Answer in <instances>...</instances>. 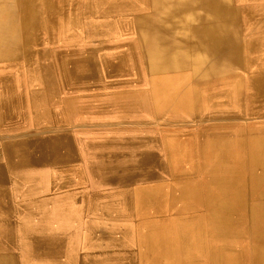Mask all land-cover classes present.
I'll return each instance as SVG.
<instances>
[{"label":"bare ground","instance_id":"bare-ground-1","mask_svg":"<svg viewBox=\"0 0 264 264\" xmlns=\"http://www.w3.org/2000/svg\"><path fill=\"white\" fill-rule=\"evenodd\" d=\"M137 1L139 4L130 0H0V264H34L35 259L38 264H46L45 253L63 247V240L51 244L49 234L52 229L59 228L62 233L72 226L67 221L66 226L65 221L54 224L53 220V223L46 220L51 203L65 206L58 216L71 215L67 207L74 202L87 206L91 212L100 204L101 216H116L127 209L134 214L137 207L134 209L133 205H148L159 189L130 185L161 186L160 178L169 169L166 160L173 165L190 152L196 154L198 161L211 162L208 170L211 179L204 187L173 183L184 187L179 198L190 197L183 201L190 207L197 204L207 207L204 221L210 225V237L228 239L234 231H245L254 250L249 264H264V56L253 58L264 47V42L256 37L259 30L264 31V24H258L256 19L254 22L250 9L235 5L233 0ZM98 6H103L107 13L121 9L116 25L131 30L124 51L114 59V64L105 58L110 46L106 41L108 34L101 31L106 25L103 20L91 19ZM251 22L253 25L247 26ZM80 27L84 31L83 43L94 44L95 48L82 49L75 44L78 38L75 30ZM93 27L97 33L92 35ZM122 32L126 36V31ZM100 55L104 56L100 64H94ZM103 70L116 75L111 87L133 89L120 92L122 99L128 93L140 96L141 91L135 89L148 87L147 102H122V109H118L123 110L124 122L132 120V124L141 128L143 143L140 140L120 145L112 140L113 143L102 141L105 143L102 144L100 140L96 144L88 142L90 136L81 140L78 132L58 125L61 121L56 119L52 105L59 102L61 110L68 107L78 110L79 102L64 96L87 88L93 79L95 83L105 80ZM24 75L29 77L27 84L20 82ZM122 75L138 80L121 81ZM40 98L53 110L43 113L50 126L14 134L11 128L25 115L24 106ZM145 105L151 108L155 105L159 112L146 118L138 112ZM68 118L72 121L69 127L77 130L80 126L77 118ZM146 122L181 128L197 125L192 129L193 145L188 147L179 142L182 146L179 147V132L173 135L161 131L157 139L151 138L150 130L142 128ZM50 133L51 136L40 137ZM90 152L96 154V162L87 175L107 196H102L100 190L86 189V192L80 187L78 194L64 191L49 198L43 195L46 182L42 171L56 175L52 182L64 179L63 175L69 172L73 176L68 173V186L85 185L79 167L65 166L63 161L66 158L75 162L71 155ZM192 158L190 155L189 167L194 168ZM77 171L78 175L73 173ZM24 184H31V189L17 196V189L15 192L11 187ZM76 213L81 215L80 211ZM202 224L203 221H192L187 228L177 227L171 236L170 232L163 234L155 227L144 228L141 232L146 256L150 258V254L161 251V261L165 251L177 250L183 242L195 248L201 242ZM218 248L220 252L212 258V264H223L224 247ZM34 251L42 253V257L32 256ZM102 256L105 262L101 264L137 262L133 251L126 256L107 252ZM145 261L151 259L144 257Z\"/></svg>","mask_w":264,"mask_h":264},{"label":"rangeland","instance_id":"rangeland-1","mask_svg":"<svg viewBox=\"0 0 264 264\" xmlns=\"http://www.w3.org/2000/svg\"><path fill=\"white\" fill-rule=\"evenodd\" d=\"M130 2H132L134 4H139V1H137V0H130ZM233 3L237 6H239V4L245 5L248 9H250V11H248V12H249V15L254 18V22L257 20L258 24H264V10H263L264 0H249V1L248 0H237V1L233 0ZM103 4L106 5L107 1L103 2ZM100 8H101V10H100ZM97 10H98L97 13H94L92 15L91 19L94 21L103 20L104 25H106L105 29H104L105 31L104 30L101 31L102 33L108 34V39L106 38L107 39L106 41L109 42L108 46H110V48L108 49L109 55L106 54L105 58H107L108 61L110 60V62L114 64V59H116V57H118L119 54H121L124 51V47L129 41V37L127 34L131 30L127 26L116 25L120 21V15L122 13L121 9L119 10L120 12L115 11L113 13H107L106 9L103 6H98ZM258 10H259V12H258ZM255 13H257L258 15ZM113 23H115V24H113ZM249 24H252V22L248 23L247 26ZM96 30L97 29L94 27H93V29H91L92 35L97 33ZM122 30L126 31V36L123 34ZM83 33H84V31H83V28H81V27L75 30V36L78 37L75 39V41H76L75 44H79L80 45L79 48H82V49L95 48L96 46L94 44H87V42L83 43V40H82V37L84 36ZM256 37L264 42V31L259 30L256 33ZM103 42H105V41H103ZM56 45H60V43H57ZM263 52H264V47L256 55H253V58L256 59L259 56H264ZM103 57L104 56H101V55H100V57L97 56V58H95V60L93 61L94 64L96 62V64L99 65L100 61ZM110 58H112V59H110ZM102 75L104 76V78H106L105 80L103 79V81H99V83H95V79H93V80H91L92 83L87 88H83L80 91H78L77 93L69 92L68 94H66L64 96V98H67V99L77 100L79 102L78 110L72 109L70 107H68L67 110L65 108H63V110H61L59 102L58 103L56 102L52 105V109L54 110L53 111L50 108V106L46 104V101L43 102L44 99H42V98H40L39 101H35V100L29 101L27 103V105L24 106L25 108L23 111H24L25 115L22 117V119H20V121L18 120L17 122L13 123V125H15V127H16V128L15 127L11 128V129L14 128V131H13L14 134L21 135L24 133H28L30 131H34L36 129V127L37 128H43V129L46 127H49L50 125L48 124V120L43 118L44 117L43 113H45L47 110H49V111L56 112V114H57L56 119L58 118V120L61 121V123H59L58 125L69 128V130L72 129L74 132H78V135L80 136L79 138L81 140H84L83 136H90L91 138L88 139V142H92V143H96V142L98 143L100 140H101L100 141L101 143H102V141L106 142V141L117 140L120 143V145H124L130 141H140V140L143 143V140H142L143 136L140 137L141 134L143 133L140 131L141 128L137 127L138 125L132 124V122H131L132 120H127L124 122V120L121 119V117H123V114H122L123 110L121 111L118 109H120V108L122 109V102H125V104H128L131 101L136 104V102H138L139 100L141 102H147L146 91H147L148 87L143 85L140 88L135 89V90L141 91L140 93L142 95H140V96L137 95L139 98L137 96L136 97L133 96L131 93H128L127 97H125L124 98L125 100H124L119 96L121 95L122 92L126 91L127 89L117 88L118 89L117 90L116 88L111 87V83L116 78L115 77L116 75L112 76L110 73L106 72L105 70H103ZM126 77L122 75V76H120V80L124 81V80H127L128 78L130 81H132V80L137 81L138 80L137 77H135V78H133V77L130 78V76L129 77L126 76ZM27 78H29V77H26L25 75L21 76L20 82L23 84H27L28 83ZM33 84L36 85L35 83H33ZM133 84L135 86H137L136 82H133ZM101 87H102V89H101ZM137 87H139V86H137ZM103 89H105V90H103ZM128 89H129V90H127L128 92L130 90H133L130 87ZM117 91H119V92H117ZM144 91H145V93H144ZM110 94H111V96H110ZM89 98H90V100H89ZM134 98H136V99H134ZM144 98H145V100H144ZM151 98H152L151 101L153 102L154 101L153 96H151ZM104 99H106V100H104ZM95 101H97V102H95ZM118 104L121 106H119ZM102 105H105V106H102ZM114 107L118 111L114 110ZM95 108H97V109H95ZM149 108H151V107H148V105L146 107V105H145V108L140 109L138 112L142 116L149 118V119L152 118V116L154 117V115L157 112H159L157 110V107H155V105H153L151 108L150 114H148ZM105 109L107 110V112ZM131 112H132V110H130L128 112L129 117H131ZM139 113H135V114L138 115ZM65 115H66V117H65ZM72 116H75L77 118L76 122L79 123V125H80V126H78L77 130L72 128V127H69L70 125H72L70 123L72 121L68 117L72 118ZM116 118H117V121H116ZM94 121H96V122H94ZM249 121H251V120H249ZM96 124H98V125H96ZM128 124H131V125H128ZM189 126H191V127L187 126V127L181 128L180 126H177V125L167 126L162 122H159V123H156V122H149L148 123V122H146L145 125H142V128L144 130L147 129V131L150 130V132H151L150 136H151V138H153L152 136H154V139H157L160 136L161 131H163V132L168 131L169 132L168 134H173V135H176L175 133L179 132L180 133L179 136L181 138L179 137L180 140H177V145L179 147H182L181 144L179 143V142H182V143H185L189 147L191 144L193 145L192 129L194 128V126H197V125L190 124ZM115 127H116V129H115ZM155 127H157V128L155 129ZM65 133L67 134V132H65ZM125 133H126V136H124ZM184 133H185V135H184ZM53 135H55V134L53 133ZM48 136H51V133L46 134V135H42L40 137L46 138ZM106 137H108V138H106ZM188 139H190V140H188ZM144 140H146V138ZM112 143H113V141H112ZM102 144H105V143H102ZM190 155H192L194 158L193 163H192L193 165L195 164L194 168L189 167V163L191 162L190 161ZM71 157H74V158H76V160H79V161L75 160V162H74L73 161L74 159L71 161H67V159L65 158V160L63 161V165L71 166V164L72 165L74 164V165L78 166L81 174L84 175L83 177L87 183L85 185L78 186V187L77 186L76 187H70V186H68V183H67V179H68L67 176H68L69 172L63 175L65 177L64 179L61 180L62 177H60L59 180H57V181L55 180L54 182H52V179L55 178L56 175L54 173H51L50 171H42L43 177L45 178V182H46V185H45L46 188L43 189V190H45V192H44L45 194H43V195H46L47 198H49V197H52L54 195H57L58 193H61V192L67 191V190H69V191L70 190L71 191L79 190V187H80V190L86 191V192H87L86 189H88V191H91L93 189L95 191L100 190V191H102L101 192L102 196H107V195H105L106 191L102 190L103 188L101 187L102 188L101 189L99 185L93 184V182H91V179L87 175L88 169L92 168L94 163L96 162V154L90 152L89 154L71 155ZM83 158H85V159H83ZM88 162H89V164H88ZM166 162H167L169 169L167 172H164V174L165 173H167V174L164 175V177H161V178L159 177L163 185L161 184V186H159V187L150 186V184L130 185L131 188H138V189H141V188L144 189L146 186H148L149 188H156V189L158 188L159 189V190H157L156 196L150 197V199H149L150 201H149L148 205L146 204L147 205L146 206V205L141 204L140 207H138L136 204V205H133L134 209H136L135 207H137V209L135 210L136 213L129 214L128 213L129 209H127L124 212L120 211V213L118 215H116L118 218L125 219V223H126L125 226L127 227L128 231L132 232L131 235H132L133 239L131 241L132 242V250L131 251H133L134 257H136V260H137V262L135 261L136 264H212V263H210V261L212 260V258L215 257L216 253L220 252L219 251L220 249L218 248L220 246L224 247V248H222L223 252L221 253L222 258H223V264H249V259H250L251 254L254 250L252 251L253 242L247 237L246 232L243 231L242 229H239L237 231H234V233L230 234L228 239L223 238L222 240L217 239L214 235H213V237L212 236L210 237V234H209L210 233L209 232V226L210 225H208V223H206V221H204L205 220L204 216H206V212L208 210L207 207H200L201 205H198V204L195 207H190L188 205V203L183 202L184 200H189L190 197L189 198L185 197V198H181V199L179 198V194H181L179 192L184 187L181 188L179 186L173 185V183L176 184V183L185 182V183H189V186H194V185L196 187L206 186V184L211 179V177H210L211 175L209 174V171H208L210 169L211 162H208V160H207V162L204 163V159L201 161H198L196 159V154L191 153V152L188 154L187 157H183L182 160L174 161L173 165L170 164L167 160H166ZM207 165L209 168L206 167ZM47 169L51 170V167H47ZM78 172L79 171H77L76 173L75 172H73V173L78 175ZM69 174L71 177L73 176L72 173H69ZM160 174H162V173H159L158 175L160 176ZM151 180L152 179H150L149 182ZM137 183H139V182H136L134 184H137ZM185 183H183V184H185ZM180 185H182V184H180ZM31 186H32L31 184H27V185L24 184L23 186H20V187H11V188H13L15 190V192L17 189V192H18L16 194L17 196H20V195L22 196L26 192H29V189H31ZM128 186L129 185L126 184L127 189H129ZM49 187H50V189H49ZM139 187H141V188H139ZM26 188H27V190H26ZM149 188H146V189H149ZM20 190H21L22 194H20ZM36 190L37 189H35L33 191H36ZM37 191H42V189H39ZM110 197H111V195H110ZM178 198L180 199V201H178L179 200ZM104 201H107V200L104 199ZM161 201L163 203H161ZM165 205L166 206L168 205V206L166 207ZM134 209H133V211H134ZM197 220L203 221V224L201 225L202 229L200 230V237H199L201 242L198 243V245L195 248H193V249L189 248L187 246V244L185 242H183L182 246L179 245V248L177 250L165 251V254H164L165 257H163L161 261L159 260V256L161 255L160 254L161 251L158 253H155V254H150L149 255L150 258H148L146 256V254L144 252L145 248H144V243H143V237L144 236H143V233L141 232L142 230H144V228L155 227L159 231L163 232V234L170 232V236H171V233L177 227L187 228L190 226L192 221H197ZM172 244H174V243H172ZM225 245H226V247H225ZM176 247H178V245ZM144 257H146L147 260L151 259V262H146V261H145L146 263L143 262ZM224 259H225V261H224Z\"/></svg>","mask_w":264,"mask_h":264},{"label":"crops","instance_id":"crops-1","mask_svg":"<svg viewBox=\"0 0 264 264\" xmlns=\"http://www.w3.org/2000/svg\"><path fill=\"white\" fill-rule=\"evenodd\" d=\"M67 192L78 194V190H67ZM97 192H99V190H97ZM75 204V202L72 203V207L66 206L68 209L70 208V211H72V214L67 216H58L62 209H64L63 207H65L62 203L61 205L53 203L48 205V207L50 208L49 214L46 216V220L48 219L51 223L54 222V224H59L62 223V221H67L70 226H72V228L71 230L67 231L68 224L66 222L67 227L64 232L61 233L62 230H58L59 228H56V231L54 229L51 230L49 234L51 244H56L58 240H63V247L61 245V249H54L49 253H45V256L47 257L44 258L43 262H45L46 264H101L102 261L105 262L102 254L104 255L106 252L109 254L115 253L119 256H126L128 253H131V241L133 237L131 235L132 232L128 231L127 227L124 224L125 219L117 218V216L115 215L109 216V214L101 216L102 214L99 210L101 208L100 204L96 205L92 212L87 209V206L85 207V205ZM75 207H77V209H75ZM79 211L81 215L77 216L78 213L76 212ZM68 218L70 219L68 220ZM80 220L82 223L80 222ZM17 254L19 255V253ZM41 254L42 253L34 251L32 256H41ZM34 264H38V261L36 259Z\"/></svg>","mask_w":264,"mask_h":264}]
</instances>
